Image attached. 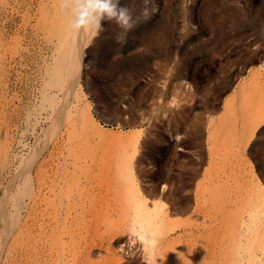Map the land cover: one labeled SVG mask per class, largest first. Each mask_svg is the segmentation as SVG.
I'll return each mask as SVG.
<instances>
[{"label":"bare ground","instance_id":"1","mask_svg":"<svg viewBox=\"0 0 264 264\" xmlns=\"http://www.w3.org/2000/svg\"><path fill=\"white\" fill-rule=\"evenodd\" d=\"M120 3L135 8L136 14L142 0ZM241 8L230 1L224 4V23L251 24L253 19ZM163 11L153 23L143 29L138 27L142 29L139 34L147 46L145 50L140 47L141 52L138 48L130 55L117 54L109 62L110 54L104 60L99 55L100 47L120 31L114 21H104L102 31L74 30L73 14L61 7V0H0V176L13 172L21 160V168L19 163L16 168L21 169L23 177L27 175L33 189L28 202L19 198L23 202L4 203L7 197L0 204L3 264H13L20 256L29 264H69L81 254L92 264L95 255L105 264H264L263 74L261 77L254 70L253 78L244 79L240 86L242 99H229L218 120L209 116V158L201 152L192 160V165L185 167L187 174L176 176L175 189L170 185V158L162 163L158 179L154 178L153 168H148L146 159L153 162L152 158L166 149L165 144L149 139L152 135L161 140L157 133L149 131V137L141 140L143 130L116 131L92 115V105L84 91L88 87L84 70L90 63L101 67L97 71L104 80V91L112 95V103L106 106L119 115L116 123L121 127L139 123L137 104L129 98L131 90L124 91L125 86L132 88L128 81L134 77L126 68L129 65L133 71L141 72L152 52L172 55L165 44L174 28L167 9ZM259 23L264 39V22ZM220 28L219 32L226 31ZM241 34L238 31L236 35ZM25 40L35 47L24 45ZM106 60L109 64H102ZM31 63L37 66L34 72L29 71ZM231 76L226 75L223 83H231ZM108 79L116 81V94ZM13 80V86L20 84L26 93L20 96L13 92L16 98L9 99ZM35 95L38 102L30 110ZM186 97L176 94L177 125L190 118ZM23 114L35 126H31L34 131L41 126L43 135H47L45 139L36 135V143L32 142L31 154L26 157V136L20 130ZM194 130L198 135L195 142L202 144V129ZM100 142L106 144L101 146ZM184 145V138L176 140V148ZM168 147L172 150V145ZM102 152L108 156L104 158ZM140 178L154 179L155 184L145 187ZM159 183L168 189L161 192ZM175 193L176 231L174 209L165 205V200ZM22 208L25 216H21ZM127 250L134 258L126 259Z\"/></svg>","mask_w":264,"mask_h":264},{"label":"rangeland","instance_id":"2","mask_svg":"<svg viewBox=\"0 0 264 264\" xmlns=\"http://www.w3.org/2000/svg\"><path fill=\"white\" fill-rule=\"evenodd\" d=\"M121 1L122 0H120V2ZM228 1L237 4L239 7H243L241 8V9H244L242 13L248 16V18L253 19V21L256 24L253 21L251 22V24L244 23L243 21L240 23V25H233V23L231 24L230 21L225 24L224 19H222L223 12L221 8H223V5L227 4ZM152 2L155 7V11L152 14L151 18L147 20V22H145L141 18L140 22L134 28L135 32L131 31L127 35L126 43L121 45V44L115 43L114 37H112V40L109 39L110 41H107L106 45L104 44L103 46L100 47V50L102 51H100V55H99V58L101 57L100 60L103 57L104 58L102 60H104L105 57L110 54L109 58H107L109 59V62H110L114 58V55H117V54L130 55L133 52H137V50L139 49L140 50L138 52H141V48L145 50L147 46L146 44H143L142 40H140L141 34L139 33L143 29L144 25L146 26L148 23H153L155 20H157L161 16L162 12H164L163 10L167 9V13L170 17V20L172 22V26L174 29L172 33L173 35L171 36V39L173 40L169 39L165 45H166L167 50L170 51L171 49L172 55L165 54V53L155 54V52H152L149 56H147L148 58L147 65L143 67L142 70H140L141 72H139V70L133 71L129 65H127V68H126V70L130 72V74L132 72V75L134 77L130 81H128L130 82L129 85L131 84L132 88H130L129 86H125L126 88L125 90L124 89L123 90L124 91H126L127 89L131 90L130 91L131 96L130 97L128 95L127 96L130 98L131 103L133 101L132 104H137L135 106L137 107L136 108L137 115H139L138 116L139 123H137L136 125L128 126V127H121L120 124L116 123V121H118L119 115H116V114L114 115V112L116 110H113L112 108H109V106L108 107L106 106V104L109 105L108 103H112L110 101V98H112V95L104 91L105 90L104 80L102 77L99 76V73L97 71V69L101 68L99 65L90 63L88 66L85 67L84 75L85 76L87 75V76L86 77L84 76V77L87 79L88 87H87V91L86 89H84V91L88 97L87 100L92 105V110L94 111V113L92 111V115L98 118L106 126L113 128L116 131L125 130L129 132L133 130L139 131V129L143 130L142 132H140L142 133L141 140L142 139L144 140V138L149 137V136H146V135H150L149 131H153L154 133H157V136L161 137L160 138L161 140L159 141L155 140L154 139L155 137H153L152 135L149 137V139L152 140L153 143L156 141L158 145L165 144L166 149L159 154L157 153L152 158L153 162H151V158L150 160L146 159L147 163H149L148 164L149 167L148 166L147 167L153 168L152 173L154 171V174H155L154 178L158 179L160 177L159 173L161 171L162 163H164V160L167 159V157L170 158L171 159L170 169H169V172L171 173L170 185L172 184L171 186L173 187V189H175L176 180H177L176 176L179 173H183L182 176H185L187 174V172H185L186 171L185 167L191 166L192 160L197 159V157H199L201 152H203L206 155V157L209 158L210 146L208 145L211 144L209 141V127L210 126L208 125V123H206L208 121L209 116L212 120H218L220 116L224 114L225 103L229 99L236 101V102H239L242 99L241 94L243 93V90L240 86L245 81L244 79L249 81V79L251 80L253 78L252 72L254 70L257 71L256 73L261 75V77H262V74L264 76V60H263L264 59L263 57L264 56V49H263L264 39L262 38L263 31L261 30V26L259 25L260 21L264 22V13L262 14V10L264 11V0H152ZM140 6L142 7V3ZM140 6H139L138 12L134 15H138L140 8H141ZM246 16H242V18L243 17L246 18ZM243 24H244V27H243ZM220 26H222L223 29L226 28L227 33L230 32L229 33L230 35L229 34L226 35L225 34L226 31L219 32V30H221ZM237 26H239L240 28ZM138 27L142 29H139ZM246 27H249V28H246ZM238 31L240 34L242 32H245L246 35L243 36V33H242L241 35H239L240 36L239 37L236 35ZM228 35L229 37H227ZM259 39L260 40L262 39V40L260 41ZM25 43L26 44L24 45H27V46L29 45L28 47L30 48L35 47L32 44H29L28 40ZM35 43L38 44L37 42ZM249 43L251 44V46ZM137 44H139L140 46L137 47L136 46ZM107 46L108 47L110 46V48H108ZM102 47H105V48H102ZM144 50H142V52ZM253 50H256L257 52L254 51L253 53ZM254 54H256L257 56L256 55L254 56ZM261 57L262 59H260ZM102 62H103L102 64H105V65L109 64L108 60H106V62L104 61ZM32 64L33 66H31ZM31 65H30L29 71L34 72L37 69V66L35 63H31ZM91 66L93 67V69ZM226 75L227 76L232 75L231 76L232 82L229 84L223 83L225 82L224 79L227 78L225 77ZM108 80L109 81H107V83L111 85L110 87L112 89L116 90V91H113L116 94L117 89H118L116 88V85H115L116 81H114L113 79H108ZM15 81L16 80L12 81L13 83L11 84V88L13 90L11 89V94H10L11 96L9 99L16 98L14 97L15 93H17V95L20 94V96L22 93H26V91H22V89L19 88L20 84L18 85V87L13 86L15 85ZM92 81H93V85H92ZM93 86L95 87L93 88ZM92 89L94 90L92 91ZM29 92H30L29 95H31L32 92L31 91ZM98 92L102 93L103 95L99 96V94H97ZM236 93L237 94L239 93V94L237 95ZM176 94L181 95V96H187L186 99L189 101L186 106L187 117L190 116V118L187 119L186 123L185 122L184 124L178 123V125L176 124V109H178L177 103H176ZM97 96L99 97L97 98ZM131 98H134V99H131ZM31 100L34 102V104L33 102H31V104L29 103L31 106L30 110H33L36 107L35 104L38 102L36 95ZM103 100L105 102L102 103ZM104 103H105V106H104ZM126 104L127 103H125L124 105ZM26 105H27V102H26ZM99 107L102 109L103 113L101 112V109ZM104 112L106 116L108 115L107 118L104 115ZM24 115L25 114H23V117H25V119L22 118L21 122L23 124L25 123L27 124L22 125V123L20 122V126H21L20 130L23 131L22 134L26 136L25 140L27 142V146H26L27 149L24 150V154L27 153L26 155H24V157H26V156H29L28 154H31L30 153L31 150H29V148L30 146L33 147L32 142L36 143L35 142L36 140L34 141V139L37 138L36 135L39 134L40 136L44 137V139L46 138L47 135L46 136L45 134L43 135L42 128H40L41 126L36 127L34 131L33 127L35 126L33 125L32 122H29V121L27 122L26 115L25 116ZM100 115H102V117ZM127 116L129 117V115ZM110 120L112 122H110ZM26 125L28 126L27 127L28 129L26 128ZM176 128L179 131L178 137L176 136ZM194 128H195L194 131L202 129V135L204 136L202 137V144H197L198 135L197 134L195 135L192 132V129ZM41 132H42V135H41ZM180 138L185 139V145L184 147L178 146L176 148V140ZM48 142L49 140L47 141V143ZM99 144L103 146L106 143L100 142ZM168 145H172V150H170V147H168ZM175 151H178L177 157H176ZM101 154L104 156V158L108 156L104 152H102ZM155 159H156V162H155ZM22 161H24V159H22ZM18 163L20 164L21 160L17 162L15 169L14 168L12 169L13 172L11 171L10 173H8L9 176L5 173H2L4 174V175H1L2 177L0 176V180H1L0 186L5 185V186L0 187V200H1L0 204L3 203V200L7 197L8 198L4 200V203L7 200L8 201L10 200L9 203L13 202V200L15 202H19V201L28 202L30 201L31 196H33V189L30 187L32 185L30 184L29 181L27 182V178H26L27 175L24 174V177H23V173L20 172L21 171L20 168L22 164H20V168H16L19 166ZM13 173L16 175H14ZM10 177H13L14 180L13 178L10 179ZM23 178H26V179H23ZM144 178H140V179H143L142 183L145 182L143 186L151 187L152 184H155L154 179H153L154 181L153 180L147 181L148 179H144ZM150 178H153V177H150ZM7 181H8V184H10L9 186L6 183ZM158 186H159L158 187L159 190L162 192L164 189L163 185L159 183ZM19 189L21 190L20 192H19ZM167 189L168 187H166L164 190H167ZM21 192L24 194H22ZM174 192H176V190H174ZM15 196H17L16 199L21 198L23 201L20 199L16 201ZM175 196H176V193L174 194L173 197H169L168 199H166L165 205L169 209H174L175 213L172 215V218L174 219L173 221H174V227L176 231V199L174 198ZM22 211H24V213ZM20 213H21V216H25L26 215L25 208H22V210H20ZM1 226L2 224H0V227ZM1 231H2V227L0 228V233ZM106 254H107L106 251L102 252V256H105ZM125 255H126V259H132L135 256L134 254L128 252V250L125 253ZM92 259L96 260L94 261L95 264H105L104 263L105 261H102L103 259L98 260L100 259V257H97L96 255L93 256ZM27 261L29 260H27L24 256L23 257L20 256L18 257V259L17 258L15 259L13 264H29ZM0 264H3V263L0 262ZM69 264H92V262H91V259L81 254L79 255V257L72 259Z\"/></svg>","mask_w":264,"mask_h":264},{"label":"clouds","instance_id":"3","mask_svg":"<svg viewBox=\"0 0 264 264\" xmlns=\"http://www.w3.org/2000/svg\"><path fill=\"white\" fill-rule=\"evenodd\" d=\"M61 7L71 10L74 30L102 31L104 21H114L120 29L114 40L121 45L140 19L147 22L155 11L152 0H142L138 15H134L135 8L121 5L120 0H61Z\"/></svg>","mask_w":264,"mask_h":264}]
</instances>
